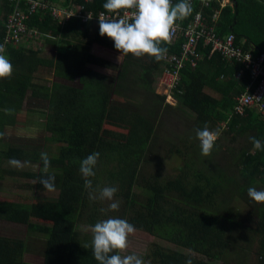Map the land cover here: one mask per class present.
<instances>
[{
    "label": "trees",
    "instance_id": "trees-1",
    "mask_svg": "<svg viewBox=\"0 0 264 264\" xmlns=\"http://www.w3.org/2000/svg\"><path fill=\"white\" fill-rule=\"evenodd\" d=\"M1 1L0 43L6 35L3 22L14 9L9 0ZM46 1L65 7L71 1L84 4V0ZM229 1L222 9L216 2L210 7L195 2L184 24L199 11L209 19L219 12V35L231 32L236 42L245 39L244 47L251 43L264 51V0ZM105 2L90 0L85 6L96 12L105 10ZM28 26L37 27L46 36L44 45L53 44L55 53L47 57L42 48L7 45L14 71L10 78L0 79V138L4 129L16 125L17 112L30 91L31 97L46 103L44 128L58 149L55 155L48 154L51 166L47 173L40 151L17 146L0 149L1 160L15 158L39 165L37 172L20 173L35 180L34 193L0 192V220L26 225L28 233L45 238L41 264H99L92 254L93 233L75 226L93 227L109 217L127 219L135 228L205 259L149 243L145 264H186L189 259L192 264H229L221 259L228 248L232 220L217 212L218 195H223L225 203L237 196L256 214V257L258 264H264V202L248 196L249 187L264 189V149L256 150L250 140L256 137L264 143V116L250 108L242 116L231 115L236 97L248 86L249 73L244 71L241 80H235L239 63H229L219 54L209 55V48L200 45L204 56L196 68L188 65L183 69L175 99L194 113L197 129L207 123L210 130H216L226 123L228 128L220 136L225 134L232 142L243 139L244 143L230 171L211 166L201 149H186L189 153L177 174L160 177L149 168L152 157L159 154L157 128L164 97L155 93V83L164 60L122 54L111 38L99 34V22L72 19L60 25L48 14L36 13ZM183 40L179 37L174 45L164 42L161 46L167 53L177 52ZM43 68L65 81L77 79L80 87L36 83L34 76ZM93 152H99L100 157L95 176L88 179L94 189L118 188V211H101V204L89 199L80 163ZM49 175L55 176L57 198L37 199L35 192L46 190L40 180ZM136 189L145 196L141 202ZM26 253L24 239L0 236V264H32L25 261Z\"/></svg>",
    "mask_w": 264,
    "mask_h": 264
},
{
    "label": "rangeland",
    "instance_id": "rangeland-1",
    "mask_svg": "<svg viewBox=\"0 0 264 264\" xmlns=\"http://www.w3.org/2000/svg\"><path fill=\"white\" fill-rule=\"evenodd\" d=\"M30 44L33 43H28V45ZM43 50L42 53L44 55L52 57L55 53V46L53 44H45ZM254 50H256L255 46ZM162 69L163 67L160 69L155 83V93L164 97L162 105V111L164 112L160 117V125L157 128V146L159 148L157 152H159V154L158 157H152L151 167H153H150L149 170L150 172L152 171V173L158 174L160 177H174L179 171V168L185 163V157H187L189 153L186 149H200V142H198L196 138L197 128L195 127L196 116L194 113L184 106L179 105L177 102H167V97L158 92V82L162 74ZM221 78H223V76H221ZM34 81L45 86H50L52 83L58 82L73 87H80L77 79L72 82L59 79L54 76L48 68L40 69V71L35 74ZM176 92H179V90L177 89ZM45 110L46 103L31 97L30 91H27L22 107L20 111L17 112L16 125L4 129V133L0 138V149L17 146L28 151L36 150L41 153L46 152L55 155L58 149L57 143L48 138L49 133H47L44 128ZM220 126L221 128L219 131L220 134H222L228 127L226 123H222ZM221 136L217 139L211 154L205 157L209 160L208 163H210L211 166L226 172L232 170L233 166H235L237 151L242 147L244 142L243 139L232 142L230 141V137H226L225 134ZM177 150L179 152H177ZM10 161L11 160L0 159V174L3 173L2 171H6L2 174L0 192L23 193L21 191L23 190L25 193H34L33 186L35 185V180L21 176L20 173L37 172L39 170V165L29 161H20L22 167H17L12 165ZM29 185H32V188L29 187ZM103 187L104 186H101L100 188ZM57 193V190L48 191L40 189L37 190L34 195L37 199L55 200L57 198ZM136 197L137 200L141 202L145 196L141 193V190L136 189ZM222 200L223 195H218L216 197V210L222 216L232 220V223L228 232V248L221 262H227L229 264H258V259L256 257V214L250 212L248 205L237 196L233 197L227 203ZM96 201L107 210L110 203L115 201L119 202V199L115 195L112 201L100 199H96ZM75 228L84 233H92L93 227L77 224ZM0 236L24 239L27 244V253L24 257L25 261L32 264L42 263L45 249V238L42 235L28 233L26 225L0 220ZM149 243H157L164 249L175 250L187 255H193L200 260H205L203 257L189 250L178 248L177 245L168 242L159 235L138 228H135L134 234L130 235L128 248L120 252V254L126 255L136 253L144 260L145 264V255Z\"/></svg>",
    "mask_w": 264,
    "mask_h": 264
},
{
    "label": "clouds",
    "instance_id": "clouds-1",
    "mask_svg": "<svg viewBox=\"0 0 264 264\" xmlns=\"http://www.w3.org/2000/svg\"><path fill=\"white\" fill-rule=\"evenodd\" d=\"M103 8L110 15H106L105 12L99 14V34L111 38L115 48L124 55L132 54L136 57L148 55L156 61L165 57L168 49L161 45L164 42H171L176 22L183 20L192 12L190 0H180L174 5L172 0H106ZM87 18L91 20L93 14L89 12ZM6 43L5 41V44H0V79L10 78L14 71V66L6 54ZM219 136V129L210 130L207 123L203 128L196 129V138L200 141L202 155L211 154ZM250 140L256 150L264 149V143L260 139L250 137ZM40 156L43 171L47 173L51 166L48 153L42 152ZM99 157V152H93L80 163V172L85 178V189L89 190L90 200L112 201L118 192L117 187L105 186L94 189L92 180L88 179L95 176L94 168ZM10 163L22 167L21 162L15 158ZM40 183L48 191L55 190L54 175L42 178ZM248 196L258 203L264 202V189L249 187ZM118 209L119 202L115 201L109 204L107 210L118 211ZM101 211L106 210L101 209ZM134 232L135 226L124 218L109 217L97 221L92 228L94 258L99 264H144V260L136 253L120 254L128 248L129 237ZM186 264H192V260H187Z\"/></svg>",
    "mask_w": 264,
    "mask_h": 264
},
{
    "label": "built area",
    "instance_id": "built-area-1",
    "mask_svg": "<svg viewBox=\"0 0 264 264\" xmlns=\"http://www.w3.org/2000/svg\"><path fill=\"white\" fill-rule=\"evenodd\" d=\"M14 5L13 11L3 22L6 28L0 44L15 43L24 47L44 48V38L37 27L28 26L31 16L36 13L48 14L52 20H56L60 25L72 19H78L84 23L99 22V14L106 10L92 11L86 9V4L90 0H84V4H71L68 6L54 5L46 0H9ZM175 0H172V3ZM191 5L195 2L201 3L202 7H210L216 2L220 9L229 4V0H190ZM91 12L93 18L88 20ZM123 12L121 11V15ZM219 17V12L213 14L211 19L204 16L202 11L197 12L184 24L183 20L176 22V29L172 35L169 45H174L179 37L184 40L180 43L177 52L166 53L162 74L158 82V89L161 95L167 97V102H177L175 92L178 89L182 72L186 66L196 68L204 54L199 51L200 45L209 48V55L219 54L229 63H239L240 67L235 71L234 78L239 80L246 71L250 75V82L245 91L236 98L232 107L231 115L242 116L246 109H255L256 112L264 116V52L256 49L251 43L244 47L245 39L236 42L235 35L228 33L223 36L217 34L215 23ZM28 43H33L28 45Z\"/></svg>",
    "mask_w": 264,
    "mask_h": 264
},
{
    "label": "crops",
    "instance_id": "crops-1",
    "mask_svg": "<svg viewBox=\"0 0 264 264\" xmlns=\"http://www.w3.org/2000/svg\"><path fill=\"white\" fill-rule=\"evenodd\" d=\"M3 2L0 0V6H1V4H2ZM0 23H2V21H0ZM208 67V66H207Z\"/></svg>",
    "mask_w": 264,
    "mask_h": 264
}]
</instances>
